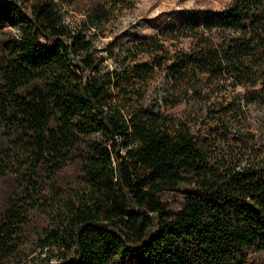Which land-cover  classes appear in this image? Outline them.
Returning a JSON list of instances; mask_svg holds the SVG:
<instances>
[{
	"label": "trees",
	"instance_id": "obj_1",
	"mask_svg": "<svg viewBox=\"0 0 264 264\" xmlns=\"http://www.w3.org/2000/svg\"><path fill=\"white\" fill-rule=\"evenodd\" d=\"M136 2L0 0V264H264V0L115 34Z\"/></svg>",
	"mask_w": 264,
	"mask_h": 264
},
{
	"label": "rangeland",
	"instance_id": "obj_2",
	"mask_svg": "<svg viewBox=\"0 0 264 264\" xmlns=\"http://www.w3.org/2000/svg\"><path fill=\"white\" fill-rule=\"evenodd\" d=\"M229 1L230 0H137L133 9L127 10L120 15L113 25L114 32L115 34L119 32L148 34L163 26L173 25L196 17L194 14L189 15V11H194L196 13L201 10H213L216 12ZM87 3L88 0H82L81 6L62 7L64 19L72 28L80 24L83 18L81 9H83ZM113 35L99 39L98 46L104 48L111 41ZM101 54L106 55L107 53L103 51ZM107 64L110 65L111 63L108 62ZM73 180L74 171L70 170L65 174V181L66 183H71ZM170 202H175V197L171 196ZM46 224V220L41 216H36L32 220L30 227L27 229L29 242L20 253V260L23 262L40 259L41 254L45 256L41 249L36 248L35 236L42 231Z\"/></svg>",
	"mask_w": 264,
	"mask_h": 264
}]
</instances>
